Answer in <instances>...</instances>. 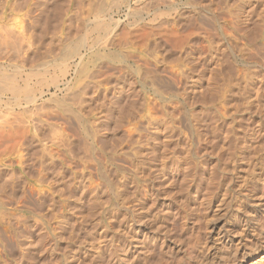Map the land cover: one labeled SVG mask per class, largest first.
I'll list each match as a JSON object with an SVG mask.
<instances>
[{
  "label": "bare ground",
  "instance_id": "1",
  "mask_svg": "<svg viewBox=\"0 0 264 264\" xmlns=\"http://www.w3.org/2000/svg\"><path fill=\"white\" fill-rule=\"evenodd\" d=\"M17 1L0 0V50L4 48L6 52L12 51V54H18L19 50H22V41H24L25 37L27 39L30 38L29 34L31 30V26L29 25L30 18L27 20L23 19L24 15H27L25 13L27 11L30 12V10H26L22 15L16 13L15 8H20L17 6ZM130 1L93 0L76 17L74 27L68 24L66 25L68 28L64 26L66 28L63 31L64 33L55 35V38L50 37V45L46 53L41 55L40 59L38 58V62H36L37 64L35 63V66L33 65L32 71L30 68L33 66L29 68L32 76H36L33 86L28 81L30 78L24 80L23 84L20 83L21 71L18 68L8 71L5 69L4 63L0 62V127H4L6 121L5 109L10 110L13 106H20V102L17 100L18 96L22 93L26 94V97L24 96L26 103L31 104V110L35 111V117L31 120L29 131L34 147V157L32 158H34V162L37 161L35 164H38V169L33 174H30L24 170L22 171V167H19L18 171L21 180H68L64 184H68L67 186L72 185V189L68 190L66 195L74 197L73 194L75 195V193L73 191H76L79 192L77 194L79 198L88 197L86 207L90 211L84 216L81 215L78 225L79 233H74V226L73 230H71L74 234H68L67 236H70L72 241L76 239L80 244L77 260L75 259L76 257L73 259L72 256H70L72 258L65 256L67 249H69L67 247L69 244H65L67 237L64 236V233L66 231L63 233V230H59L54 233L53 237H50L53 241L48 246V260L44 264H168L169 262V256H167L169 255L167 253L169 251L166 250L168 243H171L169 238L171 236V229L169 230V223L166 220L168 212L162 211L160 205H158L159 202H157L155 195L156 191L150 185L151 180H143L140 176L138 177L142 180L132 178L133 176L136 177L137 172L135 170V175L131 173V164H133L132 161L140 158V156L142 157L141 153L143 151L150 149L148 146L142 145V141L140 146H138L139 144L135 145L136 139H134V134L135 136L141 132L148 134L156 123H159L157 117L160 115L156 116L158 112L155 111L159 105L157 101L158 99H162L164 95L170 94L171 78L162 76L161 78L164 77V80L159 81L157 80L158 76H154L156 72L148 70L153 68L147 67L150 64L148 63L150 55H148L144 48L138 49L135 54L130 52L128 54L125 51L126 55H128L125 56L116 49L118 38H115L116 42L113 39L118 35V37L123 35L124 38L129 40L132 38V35L135 37V35L138 36L139 34L140 38L142 36L140 30L144 27H139L140 29L135 27L136 30H139H137L138 35L135 29H131L132 31L134 30L132 32L131 30L128 31L127 27L139 26V20L143 19L141 14L144 9L148 12V7L154 6L155 10L153 12L154 16H156L159 12L158 10L161 9V5L167 7L166 9L171 8L174 0L143 1L140 8L134 9L131 7ZM203 8L204 13L196 23V30L198 31H204L205 28L211 26L216 17V9L213 3H209ZM123 10L126 19H128L126 22L127 27L124 28L125 30L121 28L123 22L119 17ZM118 31L120 34H118ZM131 33V38H129ZM135 56L136 58L138 56L139 63L135 61ZM126 57L130 61L134 58V63H137L135 65L136 68H128L126 74L135 75L140 78L139 85L142 87V93L133 101L130 107L125 108L124 111L123 109L118 110V114L112 116L116 114H113L115 104L121 98L118 96L117 99L115 98L116 100L114 99L115 102L111 101L115 104L105 101L106 99L100 100L99 97L101 95L105 97L107 91H111L112 88H106V85L110 84L107 83L108 80L106 78L103 79L104 81L98 78L103 71L104 74L101 77L105 75L107 67L117 68L118 63H121L120 66H122L119 67L120 69H116L118 70L117 72L119 70L120 72L124 71L121 68L127 63ZM152 58H156V55ZM157 60L156 58L155 62ZM226 61V65L219 72L220 79L224 82V86L232 88L238 78L244 79L246 77L250 71L248 65L252 64L253 60L244 50L237 48L231 52ZM128 66L130 67V65ZM20 67L19 69L24 66ZM104 67L106 68L104 69ZM107 69L113 72V70ZM107 69L106 71L109 73L110 71ZM157 69L159 70V67ZM160 69L163 68L160 67ZM159 71L161 73L162 70ZM120 72L119 74H123ZM164 72L166 71L164 70ZM119 74L117 73V75ZM106 77L109 76L107 75ZM123 77L126 79L124 75ZM124 80L122 81L125 82ZM121 83L118 84L122 86L123 83ZM130 83L132 84V82ZM44 86L47 88L46 91L50 93V99L48 100L54 103L52 111L50 109L52 114H48L49 109L46 113H38L40 109L38 99L45 92L42 90ZM52 87L54 92L51 91ZM36 89H40V91L38 90L41 93L39 94L40 96H38V93H34ZM6 91L13 94L15 101L13 99L12 101L11 99L8 101L3 100L2 95ZM59 93L61 96H58ZM223 93L225 94V92ZM230 96L229 98L226 96L227 99H231ZM112 104L114 107H112ZM3 105H5V109H3ZM159 106L158 109L161 110ZM235 107L233 110V106H230V104L209 105V109L217 111V113L222 114L224 111L225 113L227 112V116L220 117L222 120L224 119V122L228 126L234 123L237 127L234 126L230 130L227 127L224 130L225 134H221L222 142H216L215 139L218 133L214 130V126H211L213 129L210 128L205 133L208 141L206 145L209 149L208 154L206 152L208 149L204 150L203 147L198 146V148L193 147V136L190 128H187L184 136L185 149H189L190 151L189 154L187 150L189 157L193 158L195 170L193 175H191V180H180L178 183L177 191L173 196L175 207L171 220L176 222L177 225L173 224L181 230L178 241L176 240L177 247H180V250L186 249L190 253L198 250L200 243H202L204 246L199 251L203 252L202 262L204 264H218L213 255L218 252L220 247H225L224 245L232 241L231 236L234 232L238 236L234 237L236 240L231 243L234 247L229 252L228 258L226 257L228 264H237L238 247L239 249H244L247 246L249 248L250 245H252L250 247L253 250L250 256L256 257L263 254L258 260L253 261L254 263L252 262V264L264 263V222L262 223L261 230L259 229V235L257 234L258 236L255 237L253 226H257L259 220L257 221V214H255L251 204L252 201H255L253 200L255 196L253 191L256 190L255 185L260 182L259 180L264 181V134H261L259 140H257L258 144L260 142L258 147H255L254 151L252 150V152H255V155L251 159L249 167L245 168L246 170L238 175V164L235 163L238 159L234 147L236 148L238 139L243 136L240 129L243 124H241L238 118L240 116L237 117L233 114L240 110L237 111ZM121 108L123 107L121 106ZM53 114L56 117V121L52 120L54 119ZM50 115L53 117L52 119ZM111 118H114V131L117 130L113 132V139L108 147L103 149L100 146L98 148L99 137L101 138L102 135L100 130L105 126L103 123L113 121ZM240 118L243 119L242 117ZM163 121L166 120L164 119ZM70 122H73L76 128ZM145 122L149 123V128L142 126V123ZM68 123L71 125L70 128H74L69 129ZM42 128L45 129V133L41 132ZM104 129L106 128L104 127ZM20 138L19 140H22ZM138 141L137 143H139ZM257 141L254 144H257ZM191 147L194 149L191 150ZM105 150L108 152H105ZM205 154H207L206 156L212 162L210 180L205 179L203 172L201 173L199 170V166L205 164L204 160L199 159L203 158ZM89 157L92 158L91 160L94 159L96 161L97 177H95L99 179V181L97 180L98 184L100 186L102 184V187H99L96 183L98 186L93 188L94 184L91 183L96 180L92 181V174L90 176L87 175L88 173L84 174V171H82L83 173H75L76 171L70 172V170V173H67L69 168L67 166L72 164L71 162L74 159H76V162L81 160L86 163ZM123 159L124 162L128 160L129 166H123L126 163L120 164L123 162L120 160ZM91 160L89 159L88 162ZM85 163L84 166L87 167ZM8 170H3L1 180H10V175L14 177L15 170ZM183 173L181 174L183 175ZM185 174H187L186 171ZM99 195L102 197L100 200L98 199ZM75 197L77 198V196ZM66 199H68L67 196ZM78 202L80 203V201ZM199 206L202 208L200 211L198 210ZM196 210L200 213H197ZM193 225H196L197 228L195 227L196 229L192 230L190 234H184ZM18 234L21 235L20 233ZM170 257H172L171 254ZM3 259V253L0 251V264H4ZM189 262L191 261L180 263L188 264ZM5 264L7 263L5 262Z\"/></svg>",
  "mask_w": 264,
  "mask_h": 264
},
{
  "label": "rangeland",
  "instance_id": "2",
  "mask_svg": "<svg viewBox=\"0 0 264 264\" xmlns=\"http://www.w3.org/2000/svg\"><path fill=\"white\" fill-rule=\"evenodd\" d=\"M135 1H130V5L133 9L140 8L143 1L148 2V0ZM177 1L174 0L173 6L168 9L161 5V9L158 10L159 12L156 16H154L153 12L155 10L154 6L148 7V12L144 9L141 14L143 19L140 18L139 26H129V28L126 26L128 19H126L123 10L120 13L121 15H119L120 20L123 22L121 28L125 30L124 28L127 27L128 31L135 29L137 32L138 29L144 27L140 30L144 35L141 33L142 36L139 38L140 34L138 32L137 35H139H135V37L131 33L129 38H131V35L132 38L129 40L124 38L123 35H120L122 38L118 37V35L117 37H114L113 40L115 41V38H118L117 42L119 40V44L115 41L117 46L116 49L125 56H128L126 55L127 52L128 54H135L138 49L144 48L148 55H150L148 57V63L150 64L147 63L148 66H146L148 68H153L148 70H154L156 73L159 70H162L161 73H159L160 71L157 74L154 73V76L157 75L158 78H160H157L159 81L164 80V77L161 78L162 76L171 78L170 94H166L167 97L164 95L162 99H158L157 101L160 105H158L159 108L161 107L162 110L161 113L158 106V110H155L158 112H155L156 116H158V114L160 115L157 117L159 123H156L148 134L144 132L137 133L136 136L134 134V139H136L135 145L139 144L138 146H140L142 141L141 144L148 146L150 149L143 151L144 153H141L142 157L140 156V158L132 161L134 165L131 164V173L134 174L137 172L136 175L134 174L136 177H132L138 178L136 180H151L150 185L153 190L156 191L155 195L157 202H159L158 205H160L162 211L168 212L166 220L167 223H169V230L171 229V236H169V238L172 243H168V247L166 246V250L169 251L167 252L169 253V255H167L169 256L168 264H174L176 261L175 264H181L185 261H191L188 264H204V262H202L203 252L199 251L204 245L200 243V248L190 253L186 249L180 250V247H177L176 243L181 230L178 227H175V225H177L176 222L171 220V215L174 212L175 207L173 196L177 191L178 183L180 180H191V175H193L195 170V164L194 161H192L193 158L189 157L190 151L189 149H185V131L187 128L191 129L194 148L203 147L204 150H207L208 148L206 145L208 141L205 133L209 131L210 128L213 129L211 126H214V130L218 133L215 139L216 142H222L221 134L225 132L224 130H226L227 127H229L227 129L230 130L236 126L234 123L228 126L226 122H224V119L222 120L223 116H227V112L225 113L224 111L222 114L217 113V111L209 109V105L212 106L213 104L217 105L220 103L224 105L230 104V106H233V110L236 106L235 108L237 111L240 109L238 111L239 113L236 112L233 114L237 117L240 116L243 118L241 119L238 117L241 124H243L242 127H240L243 138L240 137V139H238L240 144L237 142L236 148L234 147L235 153H237V159L240 160L238 161L236 159L238 162H235L238 164V175L242 174V172L249 167L251 159L255 155V152H252V150L254 151V148L258 147L260 142L258 144L257 140H259L261 134H264V0ZM92 2L93 0H18L17 6L21 9L16 7V13L22 15L26 10H30V12L27 11L28 13H25L27 15H24L23 17L24 20L30 18V38H24V41H22L23 48H21L22 50H19L18 54H12V51L6 52L4 51V48L0 50V62L4 63V67L8 71H13L18 68V70L21 71V78H19L20 83L23 84L24 80L30 78L28 81L30 85L33 86L36 81V76L33 77L30 72L37 64L36 62H38V58L40 59L42 57L41 55L46 53V50L50 45V37L55 38V35L64 33L63 31L68 28V26H66L68 24L74 27L76 17ZM209 3L214 4L216 17L211 26L205 28L204 31H198L196 30V23L199 21V17L204 13L203 7ZM64 26H66V28ZM135 27H138V29L136 30ZM119 31L121 32L120 29ZM119 31L118 34H120ZM237 48H241L244 52L250 55L253 63L248 65L250 71L244 79L238 78L235 81L234 87L227 88L224 86L222 79H220L219 72L226 65V60L229 58L231 52ZM155 55L159 62H157L158 60L155 62L156 58H152L155 57ZM9 58L12 60L10 61ZM125 59L127 63L121 68L124 71L120 72L119 70V72L123 74H119V72H117L118 70H116L120 69L119 67L122 66H120L121 63H118L117 68L107 67L111 70L114 68L120 77L114 72V70L113 72L116 73L115 75L112 71L104 67V69L106 68L112 74L109 72V75L105 69V75L101 77V75L104 74L103 71L98 78L100 80L106 78L108 80V82L107 80L106 82L110 83L107 85L105 84L106 88H112L111 91H107L105 97H102L104 95H101V97H99L100 100L103 101L106 99L105 101L113 103L118 96L121 98V100L118 101L120 108L118 107V102L116 104L113 103L115 104L113 114H116L112 116H116L118 110L123 109L124 111L125 108L130 107L133 101H135V99H137L142 93V87L139 85L140 78L135 75H132V77L131 75L126 74L128 68H136L135 65L139 63L138 56L137 58L135 56V61H137V63H134V58L131 59V61L127 57ZM18 64L20 65L18 66ZM22 65L24 67H22ZM128 65H130V67ZM1 66L3 65L1 64ZM157 66L159 67V70L157 69ZM19 67L22 70L19 69ZM160 67L163 69H160ZM164 70L166 72H164ZM107 75L109 77H106ZM130 82H132V84ZM118 83H121L122 86ZM120 86L122 89H120ZM42 88L45 92L38 99L40 108L38 113H46L49 109L50 113L48 112V114H52L51 111L54 103L48 100L50 99V93L46 91V86ZM36 90L34 93H38V96H40V89H38L39 91ZM51 91L54 92L53 87L51 88ZM230 91H232L231 94H229ZM223 92H225L228 98L230 95L233 96H230L231 99H227L226 96V98L224 97L225 94ZM110 93L112 94V97ZM24 94L25 93H22L18 96L19 98L17 101L20 102V106H13L12 109L6 110L5 105H3V109H5L6 112V121L4 127H0V249L2 248L0 251L3 253L5 259H3L4 264L5 262L7 264L46 263L48 260L47 249L53 241L50 237H53L54 233L59 230H63V233L66 231L64 233L65 237H67L68 234L73 235L74 233H79L78 225L81 215L84 216L90 211H88V208L86 207L88 201L87 196L79 198L77 195L79 192H74L73 190V193H75V195L72 193L74 197L66 195V192L72 189V185H69L70 188L67 186L68 184H64L67 183L68 180H21L18 171L19 167H22V171L24 170L26 173L30 174H33L34 171L38 169V164H35L37 161L34 162L35 160L32 158L34 157V147L30 139L29 131V125L31 124L32 118L35 117V111L31 110V104L26 103L24 98V96L26 97V94ZM115 95L117 96L114 97ZM2 96L4 101H8L9 99L15 101L13 94L11 92L9 93V91H6V93L3 92ZM58 96H61V94L59 93ZM107 96L109 98L111 97L110 100H108L109 98ZM113 104L112 107H114ZM121 106L123 108H121ZM162 114H164V116H162ZM50 117L52 119L54 114L53 117L51 115ZM111 119L113 121L103 123L106 129L103 127L101 129L102 132L100 130L102 135L101 138L99 137L100 141H98V148H100V146L103 149L108 147L113 139V132L117 129L114 131V118ZM161 119H165L166 121L162 122ZM52 120L56 121V117ZM145 123H142V126L149 128V123ZM238 123L237 125H239ZM70 124L73 126L74 123L70 122ZM67 125L69 126V129L75 127V124L72 128H70L71 125H69V123ZM44 130L45 129L42 128L41 132L45 133ZM20 135L22 140H19ZM137 141L139 143H137ZM255 141H257V144H254ZM193 147H191V150L194 149ZM208 151L209 149L206 151L207 154ZM105 152L108 151L105 150ZM207 154L204 155V159H199L205 161V164L199 166V170L201 173L203 172L205 179L210 180L209 176L211 173L212 162L209 157L206 156ZM89 159L91 160L92 158L89 157L88 160H86V163L78 159L76 162V159H74L71 162L72 164H70L71 166H67L69 167L67 173L69 174L70 172L75 171V173H80L84 171V174L88 173L87 175L90 176L92 174V181L96 180L93 182L91 181V184H94L93 188L98 185L99 187H102V184L101 186L98 184L99 179L96 178V161L93 159L88 162ZM120 161H123L120 163L122 165L123 163H126L123 166H129L128 160H126L127 162H124V159ZM94 162L95 164H93ZM84 163L87 167L84 166ZM201 166L202 168L200 169ZM8 169L15 170L14 177L10 175V180H1L4 172L3 170ZM185 171L187 174H185ZM181 173H183V175ZM138 176L142 177V179H139ZM184 176L186 177L185 179ZM259 181L260 182L255 185L256 190L253 191L255 194L253 200L255 201L251 202L255 214H257V221L259 220L258 225L253 226L255 229H253L254 236L256 235L255 237L259 235L262 223L264 222V181ZM66 196L68 199H66ZM75 196H77V198ZM98 197L99 200L102 198L100 195ZM78 201H80V203ZM200 209L202 208L200 207L198 210L200 211ZM198 210H196V212L200 213ZM63 219L67 220L64 221ZM193 226L190 227L191 229L189 231L186 230L184 234L192 233V230L197 228L196 225ZM73 228L74 233L71 231ZM235 233L236 232L231 236L232 241H229V244L224 245L225 247H220L218 252L215 253L218 255H213V258H216L215 260L218 264H228V254L234 247L231 243L235 242L236 238L234 237L238 236ZM65 244H69L68 246L65 245L69 248L67 249L65 256H72L73 259L76 257L75 259L77 260L79 255L78 251H80V244L76 239H73L72 241L70 236L67 237ZM250 246L249 248L247 246V248L244 249H239L238 247L236 256L237 264H252L253 261L258 260L263 255L261 254V256L256 257L250 256L253 252V250H251L252 247ZM223 251L228 252L226 253L227 256ZM170 254L172 257H170Z\"/></svg>",
  "mask_w": 264,
  "mask_h": 264
}]
</instances>
